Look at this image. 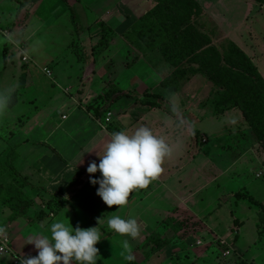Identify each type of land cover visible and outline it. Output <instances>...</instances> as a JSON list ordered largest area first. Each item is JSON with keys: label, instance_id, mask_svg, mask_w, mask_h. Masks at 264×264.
Returning a JSON list of instances; mask_svg holds the SVG:
<instances>
[{"label": "crops", "instance_id": "crops-1", "mask_svg": "<svg viewBox=\"0 0 264 264\" xmlns=\"http://www.w3.org/2000/svg\"><path fill=\"white\" fill-rule=\"evenodd\" d=\"M64 1L77 7L86 2ZM34 2L35 0H0V54L3 53L4 57V68L0 72V183L11 182L12 174L18 173L28 179L26 193L30 197L42 194L44 199L61 201L63 207L55 216L51 214L50 218H42L35 223H31V218L28 217L12 222L9 220L10 211L0 200V229L10 238L15 254L0 256V264H14L15 256H35L37 252L33 245L28 244L29 239L36 235H50V225L57 220L72 224L74 228H99L102 239L95 245L99 249L98 264H126L128 261L123 258L124 240H128L131 254L141 264H182L176 258L183 257L188 246L184 241L188 240L192 232L185 233L183 230L176 234L166 221L174 219L178 223L185 218L199 224L201 221L200 215L195 213L189 201L173 194L169 182L172 178H178L182 182L180 179H183V174L192 175L195 159L182 163L183 158L179 165H171L169 155L165 156L166 164L161 165L162 171L156 179L151 180L145 188L132 190L126 205H114L111 208L96 195L99 185H92L90 174L86 172L91 161L99 163L96 152L103 154L104 146L112 133L125 131L131 134L136 128L146 126L157 138L163 137L159 132L160 128L166 131V137H170L171 131L178 132V119L177 124L172 119V122H154L148 125L146 118L153 109L136 102L133 104L132 99L127 96L124 103L120 101L123 97L117 98L118 96L111 103V107L116 103L119 106L114 111H108L112 114L110 123L106 122L107 115L98 118L89 106L106 91L104 83L116 81L119 76L107 70L108 67L105 70L98 68L105 63L103 56L88 62L78 52L72 53L75 52L73 43L67 47L72 62L63 73L61 70L67 62L61 64L51 59L41 62L39 56L30 52L27 45V40L31 41L37 33L32 31L33 36L28 34L41 5V0ZM26 3L30 5L25 6ZM62 5L61 12L68 9L64 3ZM110 5L104 15L99 17V22H96L100 26V32L110 37V47L105 45L108 48L105 53L107 55L113 48L110 40L116 38L126 41L125 35L153 7L151 0H112ZM80 14L85 21L87 16L84 10L81 9ZM70 22L73 23L72 15ZM116 63L114 60L113 66ZM54 65L60 68L61 83L67 86L59 84L57 77L54 79ZM33 66L38 68H32ZM34 69L47 75L52 80L51 85L58 87V90L48 84H41L40 74ZM129 77L130 75L125 78L127 82H131ZM81 158L83 163L76 165ZM173 172L177 174L174 175ZM91 175L99 177L100 173ZM188 188L189 185L186 190ZM172 199L180 205L169 204ZM113 216H120L125 220L135 219L139 226L138 236L132 238L109 229L107 222ZM158 225L167 227L162 233L167 241L179 236L181 239L176 242L182 241L183 245H173L174 249L166 247L147 258L146 254L152 249L147 247L152 234L150 228ZM200 226L204 227L197 225V231H201ZM206 228V233L215 231L208 226ZM164 251L168 260L166 263L161 260ZM173 258L175 262H171ZM181 261L186 263L184 258Z\"/></svg>", "mask_w": 264, "mask_h": 264}, {"label": "rangeland", "instance_id": "rangeland-1", "mask_svg": "<svg viewBox=\"0 0 264 264\" xmlns=\"http://www.w3.org/2000/svg\"><path fill=\"white\" fill-rule=\"evenodd\" d=\"M197 1L204 12L195 20V24L199 30L210 36L212 46L223 55L228 51L229 43H234L252 60L264 78V1ZM69 2L72 3L73 0ZM62 3L68 8L63 12ZM111 3L112 0H86L77 7L64 0H41L40 9L32 20L29 33L27 32L29 36H33L32 31H37L35 38L33 36L31 41L27 40L30 52L39 56L41 62L49 59L61 64L67 62L61 70L62 73L63 70H68V64L72 62L70 52L67 51L71 43L74 44L72 48L75 51L72 53L78 52L85 61L103 56L105 63L98 68L105 70L108 67L107 70L119 77L116 81L104 83L106 91L102 95H106L91 104L93 110L118 109L119 103L112 107L111 103L122 92L129 94L127 97L132 99L133 104L136 100H142L148 91L162 96V107L153 109L146 119L148 125L154 122H172V119L177 124L178 119V132L171 131L170 137H166L163 128L159 129L160 134H163L162 139L172 150L168 161L171 165H179L183 158L182 163L195 159V170L192 175L183 174V179H180L182 182L178 178H172L169 188L179 198L189 201L195 213L200 215L201 221L199 224L185 218L176 223L180 232H192L188 240L184 241L188 245L186 252L183 257L176 259L182 264L183 258L185 264H264V223L260 219L261 210L247 199L236 197L238 194L248 195L264 204V138L258 141L256 135L264 129V102L259 101L255 105L251 91L246 89V92L238 86L230 94V97L234 96L238 100L244 94L246 105L250 112H254V117L249 116L254 121V126H251L239 109L229 110L221 116L215 113L216 101L222 89L209 79L194 78L183 84L178 94H171L164 86L168 85L164 78L172 72L171 65L176 63L171 55L147 50L134 37L126 41L111 39L113 48L108 51V55L105 54L108 49L105 47L107 41L103 42L105 34L100 32V26L96 22L111 7ZM27 5L30 4L26 3L25 6ZM81 9L87 16L85 21L81 19ZM70 15L73 23L70 22ZM107 45L110 47L109 42ZM148 45L155 46L150 43ZM100 49L103 50L102 53L99 52ZM114 60L117 63L113 66ZM3 63L4 57L1 53L0 72L3 70ZM52 69L54 79L57 77L59 84L67 86L61 83L60 68L54 65ZM34 70L39 73V69ZM39 74L41 84H48L58 90V87L51 85L52 80L47 75L41 71ZM129 75L131 82L125 79ZM119 79L121 80L117 82ZM127 97L124 96L120 101L124 103ZM254 98L259 99L257 96ZM109 113L111 112L106 115ZM162 164H166V158ZM187 185L189 188L186 190ZM168 203L180 205L174 199ZM39 212L36 206L28 218H35ZM197 225L204 227L200 226L201 231H197ZM207 226L215 230L214 233H206ZM165 228L167 230V227L159 225L150 228L152 234L147 242L148 248L151 244L154 246L152 240L156 237L165 238L162 234ZM180 239L176 236L173 240H168L169 249L182 246V241L176 242ZM165 255L164 251L161 257L164 263L168 261ZM7 256L9 255L1 257ZM175 261L173 258L171 262Z\"/></svg>", "mask_w": 264, "mask_h": 264}, {"label": "trees", "instance_id": "trees-1", "mask_svg": "<svg viewBox=\"0 0 264 264\" xmlns=\"http://www.w3.org/2000/svg\"><path fill=\"white\" fill-rule=\"evenodd\" d=\"M255 1L263 2L264 0ZM151 2L153 4L152 9L137 21L125 35V39L134 37L137 42L145 45L147 50L163 52L167 56H173L176 63L171 65L172 72L164 78L165 83H168L164 86L168 88L171 94H178L182 85L189 83L194 78L204 77L209 79L215 86L222 89L216 101L215 113L221 116L229 110L239 109L245 119L248 120L249 125L254 126V121L250 120L253 118H249V116L254 117V112H250L249 107L246 105L244 94L241 95V100L234 96L230 97L232 91L238 86V88L241 87L245 91L246 89L251 91V98L255 100V105L259 101L264 102V78L252 60L232 42L229 43L228 51L223 55L217 48L212 46L210 36L199 30L195 24V20L200 18L204 12L199 1L151 0ZM105 41L108 43L106 33L103 35V42ZM149 43L155 46L151 47L148 45ZM99 52L102 53L103 50L100 49ZM128 95V93L122 92L117 98ZM254 96L259 97V99H255ZM98 98L94 99L93 102ZM162 101V96L151 94L148 91L144 94L142 100H136V104L150 109H157L162 107ZM91 104L89 108L98 118L101 119L106 116L107 108L93 110ZM256 135L257 140L262 141L264 129ZM12 175L11 182L0 183V200L11 213L10 221L29 217L36 206H38L40 212L38 216L30 219L31 223H35L42 218H50L51 214L55 216L59 213L63 207L61 201L44 199L42 194H38L35 198L30 197L26 193V188L29 187L28 179L18 173ZM236 197L247 199L260 208V219L264 223L263 203L255 201L253 197L248 195L238 194ZM166 224L176 234L180 231L174 219L167 220ZM152 243L154 246L151 244L152 249L146 254L147 258L165 249L169 244L163 236L156 237L152 240ZM126 264L141 263L134 260L128 261Z\"/></svg>", "mask_w": 264, "mask_h": 264}, {"label": "clouds", "instance_id": "clouds-1", "mask_svg": "<svg viewBox=\"0 0 264 264\" xmlns=\"http://www.w3.org/2000/svg\"><path fill=\"white\" fill-rule=\"evenodd\" d=\"M169 154V146L162 138L154 136L150 128L140 126L131 134L125 131L112 133L103 154L96 152L99 163L91 161L86 172L90 174V183L99 185L96 195L105 205L109 208L124 206L132 190L145 188L157 178L162 171L163 160ZM81 163L82 158L76 165ZM97 172L99 177L91 175ZM107 224L117 234L132 238L139 234V226L133 218L125 220L113 216ZM101 239L97 226L74 228L72 224L57 220L50 225V235H36L29 239L28 244L33 245L37 252L35 256L21 255L17 259L19 264H97L99 249L95 245ZM123 248L124 260L134 261L128 240L123 241Z\"/></svg>", "mask_w": 264, "mask_h": 264}, {"label": "built area", "instance_id": "built-area-1", "mask_svg": "<svg viewBox=\"0 0 264 264\" xmlns=\"http://www.w3.org/2000/svg\"><path fill=\"white\" fill-rule=\"evenodd\" d=\"M47 73L50 75V72ZM111 117L112 114L109 113L106 118L107 123L111 122ZM4 255L14 256L15 254L12 250L10 238L7 235H5L2 231H0V256H4ZM15 258L16 261L14 264H19V260L17 259L16 256Z\"/></svg>", "mask_w": 264, "mask_h": 264}]
</instances>
